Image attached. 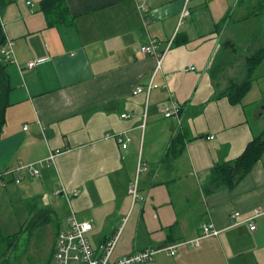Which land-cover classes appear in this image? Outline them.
<instances>
[{
    "label": "crops",
    "instance_id": "crops-1",
    "mask_svg": "<svg viewBox=\"0 0 264 264\" xmlns=\"http://www.w3.org/2000/svg\"><path fill=\"white\" fill-rule=\"evenodd\" d=\"M42 1L13 0L0 12L15 50L0 141V174L12 173L0 197L19 193L54 214L23 248L19 241L11 247L0 224V264H51L72 216L92 223L89 237L99 254L121 232L114 258L152 249L153 260L144 264H264V214L255 218V231L245 222L264 210V155L234 189L205 190L212 168L239 157L264 131V104L245 101L251 91L239 104L221 97L230 80L244 79L245 59L257 48L254 33L264 15L244 19L259 0H191L182 24L184 0H64L68 22L54 26ZM240 31L247 34L246 48L229 46V64L214 79L221 49ZM151 38L161 51L171 43L156 75V59L140 52ZM263 79L264 61L254 83ZM152 80L157 88L149 96L134 94ZM173 102L182 107L181 125L165 117ZM179 134L184 151L167 163ZM117 137L131 140L127 149ZM55 151L40 177L17 170ZM139 165L147 170L138 176ZM137 177L140 199L134 202L129 188ZM44 201L52 207L43 208ZM235 213L241 215L233 219ZM207 225L219 234L169 255L172 245L201 237ZM40 229L54 235L50 256L34 245Z\"/></svg>",
    "mask_w": 264,
    "mask_h": 264
},
{
    "label": "trees",
    "instance_id": "trees-1",
    "mask_svg": "<svg viewBox=\"0 0 264 264\" xmlns=\"http://www.w3.org/2000/svg\"><path fill=\"white\" fill-rule=\"evenodd\" d=\"M13 0H0V12L10 5ZM253 11L244 19L252 17H262L264 15V0H259ZM41 11L44 12L49 20V26L58 25L68 22V9L64 0H43L41 3ZM254 33L253 45L257 47L252 54L245 59L246 75L241 81L230 80L226 90L221 93V97H226L232 104H239L245 96L250 92L254 83V73L264 61V18L260 22L258 29ZM7 38L0 20V141L1 134L6 124V112L10 107V94L13 90L10 76L8 73V63L4 57V47ZM182 44V42L178 43ZM229 46L235 48V43L228 41L223 49L221 56L218 57L217 63L211 70V76L217 79L229 64ZM233 56V55H232ZM235 57V56H234ZM237 63L236 57L232 60L231 65ZM184 136L177 135L172 141L167 155L166 162L173 163L184 151ZM264 155V131L254 137L249 142L243 153L236 159L216 164L212 170V181L205 189L208 193L219 190L220 188L234 189L242 180H244L260 162ZM30 214L33 215L30 231H36L40 226L50 222L54 210L52 208L38 209L37 205H29ZM26 231V227L22 228L21 233L5 237L10 241L11 247H16V243L20 240L21 234Z\"/></svg>",
    "mask_w": 264,
    "mask_h": 264
},
{
    "label": "built area",
    "instance_id": "built-area-1",
    "mask_svg": "<svg viewBox=\"0 0 264 264\" xmlns=\"http://www.w3.org/2000/svg\"><path fill=\"white\" fill-rule=\"evenodd\" d=\"M191 0H184V8L180 15V24L184 22L185 19L190 17L191 11L189 8V3ZM28 4H31L30 2ZM146 10V9H145ZM171 48V43L166 47L165 50H160L159 43L156 39H150L149 43L144 44L140 48L142 55L152 56L156 59L157 65L155 74L161 71L162 63L165 59L166 53ZM4 57L5 61L10 64L15 62V50L14 43L7 39L6 45L4 47ZM38 62L34 61L29 63L28 68L33 69L37 66ZM194 69V68H192ZM157 88V85L152 80L147 86H139L134 92L137 94H146L149 96L151 92ZM181 112L182 107L176 102L172 103L170 109L165 111V117L168 119H176L181 125ZM130 114H123L122 118L129 119ZM27 131V127L24 128ZM108 136V135H107ZM211 137L210 139H213ZM119 145L123 149H127L131 140L129 138L125 139L122 137H117ZM59 151L52 152L48 159L40 161L38 164H28L20 165L18 171H27L31 178H38L41 175L40 168L54 163L56 157L58 156ZM147 168L139 165L138 167V176L142 171H146ZM12 171H5L3 174H0V185L4 183V177L10 175ZM23 176L21 175L17 180V183H20ZM58 193H62L59 191ZM76 194V193H75ZM129 194L131 195L134 202L140 199L139 190H138V177L132 186L129 188ZM264 214V210L258 209L255 213L249 217L245 222L250 223L251 231L256 230L255 218ZM240 213H235L232 215L233 219H236L240 216ZM69 228L67 231L60 233L57 241L55 260L57 264H144L151 262L156 251L152 249H147L139 253L130 254L124 257L114 258V251L117 246V243L120 239L121 232L116 233L113 238H111L105 245L104 251L99 254L96 248L94 247L92 241L90 240L89 234L93 231V225L90 222H80L75 216H72L68 220ZM219 232L214 228L213 225H207L203 228V234L201 237H198L194 240L183 241L172 245L169 248V255L175 256L178 248L180 247H199L202 239L217 236Z\"/></svg>",
    "mask_w": 264,
    "mask_h": 264
},
{
    "label": "rangeland",
    "instance_id": "rangeland-1",
    "mask_svg": "<svg viewBox=\"0 0 264 264\" xmlns=\"http://www.w3.org/2000/svg\"><path fill=\"white\" fill-rule=\"evenodd\" d=\"M228 1V0H227ZM260 20V19H259ZM259 27V23L257 24V29ZM257 31V30H256ZM241 35H239V39H237L235 42L236 46H240L239 43H242V48H246L245 41L247 40V34L243 33L242 31ZM264 43V39L262 40ZM240 68V67H239ZM238 68V69H239ZM251 94L250 96H247L246 102L252 99H258L262 101V104H264V79L257 81L253 83V86L251 88ZM250 97V98H249ZM264 119V116H263ZM25 186V183L19 187V186H12L13 189H21ZM3 190V187H0V191ZM15 194V190H14ZM29 205L34 204L33 199H25L24 196L21 194L16 195H10L9 193L3 194L2 197H0V224L3 227L4 233H6L8 236L21 233L22 228L26 227V231L23 232L21 239L19 240V247L23 248L25 247V243L30 240V238L33 236V233L31 232L30 225L32 221L33 215H29L30 209L28 207ZM43 208L46 206L52 207V201H44ZM59 213V212H57ZM60 215V214H59ZM52 229L54 231L55 224L52 225ZM38 234L35 235L34 245L38 249L44 250L45 256H50L52 252V242L54 235L49 232L45 233V231H42V229L37 231ZM50 259L51 264H57L54 257L48 258Z\"/></svg>",
    "mask_w": 264,
    "mask_h": 264
}]
</instances>
